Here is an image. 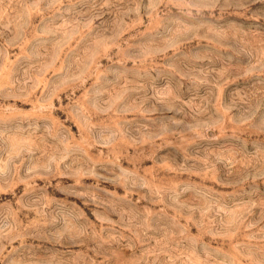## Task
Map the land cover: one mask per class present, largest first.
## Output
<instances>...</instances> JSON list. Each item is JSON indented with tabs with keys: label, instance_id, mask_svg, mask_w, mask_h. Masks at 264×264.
Segmentation results:
<instances>
[{
	"label": "rangeland",
	"instance_id": "1",
	"mask_svg": "<svg viewBox=\"0 0 264 264\" xmlns=\"http://www.w3.org/2000/svg\"><path fill=\"white\" fill-rule=\"evenodd\" d=\"M0 264H264V0H0Z\"/></svg>",
	"mask_w": 264,
	"mask_h": 264
}]
</instances>
